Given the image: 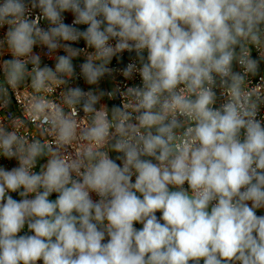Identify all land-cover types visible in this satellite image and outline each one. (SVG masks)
Returning <instances> with one entry per match:
<instances>
[{
	"label": "clouds",
	"instance_id": "obj_1",
	"mask_svg": "<svg viewBox=\"0 0 264 264\" xmlns=\"http://www.w3.org/2000/svg\"><path fill=\"white\" fill-rule=\"evenodd\" d=\"M18 92L0 264H264V0H0Z\"/></svg>",
	"mask_w": 264,
	"mask_h": 264
},
{
	"label": "built area",
	"instance_id": "obj_2",
	"mask_svg": "<svg viewBox=\"0 0 264 264\" xmlns=\"http://www.w3.org/2000/svg\"><path fill=\"white\" fill-rule=\"evenodd\" d=\"M66 15V22H71V14H65ZM80 27H84V26H80ZM74 46H79V47H83L84 46V42L81 41L78 45H74ZM39 51V49H37ZM83 58H80L79 60L76 61V63H80L82 61ZM45 62L46 63H49V61L47 60V58H45ZM16 100H19L21 101V103L23 102L24 100V94L23 92H18L13 100V103L12 105L10 106L9 110L6 112V113H3V112H0V115H4V116H7L8 118H11V117H14V116H22L24 115V112H23V108L21 107V104L20 103H16ZM38 170V169H37ZM14 195V198H17L18 199V196H16L15 194ZM55 194H53L52 197H50L51 199H55ZM157 215L159 216V213H157ZM137 228H140L142 227V225H139L137 224L136 225ZM27 229H25L26 231Z\"/></svg>",
	"mask_w": 264,
	"mask_h": 264
},
{
	"label": "trees",
	"instance_id": "obj_3",
	"mask_svg": "<svg viewBox=\"0 0 264 264\" xmlns=\"http://www.w3.org/2000/svg\"><path fill=\"white\" fill-rule=\"evenodd\" d=\"M55 197V196H54Z\"/></svg>",
	"mask_w": 264,
	"mask_h": 264
}]
</instances>
